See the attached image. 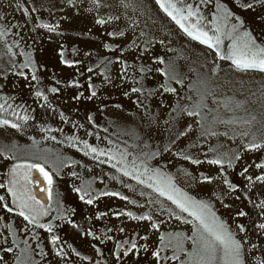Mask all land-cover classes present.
I'll use <instances>...</instances> for the list:
<instances>
[{"label": "rangeland", "instance_id": "rangeland-1", "mask_svg": "<svg viewBox=\"0 0 264 264\" xmlns=\"http://www.w3.org/2000/svg\"><path fill=\"white\" fill-rule=\"evenodd\" d=\"M262 50L264 0H0V264H264Z\"/></svg>", "mask_w": 264, "mask_h": 264}, {"label": "bare ground", "instance_id": "bare-ground-1", "mask_svg": "<svg viewBox=\"0 0 264 264\" xmlns=\"http://www.w3.org/2000/svg\"><path fill=\"white\" fill-rule=\"evenodd\" d=\"M28 166L16 165L11 170L9 192L24 208L42 215L47 211L46 183Z\"/></svg>", "mask_w": 264, "mask_h": 264}, {"label": "snow or ice", "instance_id": "snow-or-ice-1", "mask_svg": "<svg viewBox=\"0 0 264 264\" xmlns=\"http://www.w3.org/2000/svg\"><path fill=\"white\" fill-rule=\"evenodd\" d=\"M158 3H160V0H157ZM161 7H164V4H161ZM170 14V13H169ZM189 15H191V13H189ZM98 23H103V21H98ZM177 23H179V21H177ZM190 36H192L193 39H201V37H205V39L202 40L203 43H208V40L206 39V33H201L200 35H196L193 36L191 32L188 33ZM209 47H211V45L209 44ZM264 51V50H262ZM237 63L239 64V61H237ZM261 68H264V60L260 61V65ZM168 91H174L173 89H167ZM53 91H55V89H53ZM135 91V89H134ZM37 95H40V93H37ZM93 95H95V93H93ZM253 148H260L261 146L259 144H255L252 145ZM93 151H95L93 149ZM209 163L212 164H217L220 163V161L217 160H212L209 161ZM19 167V166H18ZM29 168L31 167H35L38 169V171L42 174L43 178L45 179V181L50 185L52 183L51 177L48 175L47 172L44 171V169L42 167H40L39 165H29ZM258 167H264V165H258ZM246 171V170H245ZM257 179H262L264 180V177H257ZM0 187H2V185H0ZM0 199H3L2 197H0ZM88 203H91V200L87 201ZM179 206V205H178ZM182 207V206H181ZM21 215H24L23 212L20 213ZM240 215H244V213H240ZM28 217H25V219H27ZM139 219H149L148 217H140ZM259 227L261 229H264V224H260ZM216 241L225 249V251L231 255L233 253H235V256L238 257L239 256V250H240V245L238 242L235 241H229L227 240L224 236L222 235H216L215 236ZM154 255H158V254H154Z\"/></svg>", "mask_w": 264, "mask_h": 264}]
</instances>
